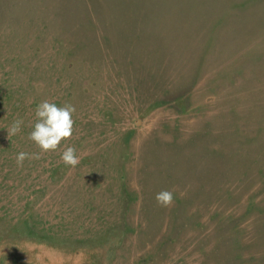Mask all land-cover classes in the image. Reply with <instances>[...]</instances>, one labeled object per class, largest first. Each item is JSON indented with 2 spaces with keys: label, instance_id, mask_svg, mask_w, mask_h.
<instances>
[{
  "label": "rangeland",
  "instance_id": "rangeland-1",
  "mask_svg": "<svg viewBox=\"0 0 264 264\" xmlns=\"http://www.w3.org/2000/svg\"><path fill=\"white\" fill-rule=\"evenodd\" d=\"M0 264H264V0H0Z\"/></svg>",
  "mask_w": 264,
  "mask_h": 264
},
{
  "label": "clouds",
  "instance_id": "clouds-1",
  "mask_svg": "<svg viewBox=\"0 0 264 264\" xmlns=\"http://www.w3.org/2000/svg\"><path fill=\"white\" fill-rule=\"evenodd\" d=\"M75 107L71 104L58 106L56 103L47 100L41 101L35 108V123L29 133V139L33 141L41 152L55 151L62 141L71 138L73 134ZM22 120H16L7 130L8 136L15 135L21 131ZM28 153L17 154L16 162L22 165L28 157ZM33 158L39 159V153L33 154ZM61 160L70 167L79 163L75 148L68 146L61 153ZM157 203L168 207L173 201V193L167 190L156 195Z\"/></svg>",
  "mask_w": 264,
  "mask_h": 264
}]
</instances>
